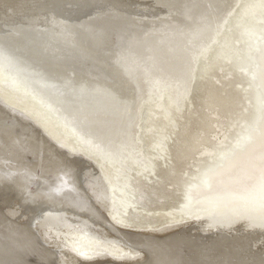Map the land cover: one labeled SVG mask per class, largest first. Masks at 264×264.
<instances>
[{"label": "bare ground", "instance_id": "1", "mask_svg": "<svg viewBox=\"0 0 264 264\" xmlns=\"http://www.w3.org/2000/svg\"><path fill=\"white\" fill-rule=\"evenodd\" d=\"M235 32L263 66L264 0H0V264H264V125L180 213L133 196L212 161Z\"/></svg>", "mask_w": 264, "mask_h": 264}, {"label": "rangeland", "instance_id": "2", "mask_svg": "<svg viewBox=\"0 0 264 264\" xmlns=\"http://www.w3.org/2000/svg\"><path fill=\"white\" fill-rule=\"evenodd\" d=\"M232 37L234 41V49L232 50L234 63H230L233 64V66L237 64L238 68L228 63L224 65L213 78L225 104L221 106L222 122L216 124V126L213 125L212 132L210 133V140L204 145H206L208 149H212L216 154H213L212 161L210 162V160L200 155V150H197L195 153L190 154L183 163L177 165V172L173 178L163 179L164 177L162 178L160 174H157V176L151 180V185H149L148 181H144L148 184L145 186H135L133 196L135 197L137 194L141 195L142 206L149 210V212L172 211L176 214L180 213L188 195L192 194L194 190L199 189L203 184L202 178L216 171L217 168L219 169L222 167L230 159V155L236 154L237 150L235 148L237 147L234 146L233 142L239 143L240 145H238L241 146L243 143L242 139L247 136L246 133L248 132L245 131L247 128L245 125L248 124H245L247 119L244 116V111L246 112L248 110L250 104H254L255 92L252 95L246 93L247 90L251 88V82H249L247 78L250 69L248 65H242L241 56H248L250 54L251 49L249 47L251 43H249L248 39L240 37L237 32H235ZM253 52V54H251V59L253 60L254 58L255 63L258 53L255 49ZM245 68L247 72L243 73L246 71ZM192 101L194 102L192 109L196 112L199 109V104H196V98L192 99ZM183 121L188 122L187 119ZM187 125L189 131L196 130L197 126L195 120H190ZM223 134H227L228 138L223 145L218 146V138L216 137H220ZM218 151L223 152V156L219 157L217 155ZM174 160L176 159L174 158ZM199 170H201V172ZM153 181H156L155 185L152 184ZM129 219L131 218L129 217L128 220ZM146 219L148 218L140 216L137 221L144 222Z\"/></svg>", "mask_w": 264, "mask_h": 264}, {"label": "water", "instance_id": "3", "mask_svg": "<svg viewBox=\"0 0 264 264\" xmlns=\"http://www.w3.org/2000/svg\"><path fill=\"white\" fill-rule=\"evenodd\" d=\"M256 32H257L256 30H253L251 37L254 36V34L257 36V33ZM263 36L264 35H262L261 37H263ZM253 45H255V42H254ZM259 49L260 48L255 49L256 52ZM250 51L251 52H250V54L248 56H244V58H242V60H241L242 65H244V66H247L248 65L249 69H252V70L256 69L258 66H261L260 71L264 70V65L263 66L260 65V64L257 65L256 63H254V58H253V60L251 59V54L254 53L253 52L254 51V48L251 47V50ZM256 62H257V60H256ZM228 63H230V62H228ZM258 63H260V62H258ZM246 72H247V69L243 73H246ZM195 86H197V84H195ZM195 86H193V88L190 87L189 96H188L190 99H193V97H194L195 90H196L195 89ZM258 87H260V85H258ZM262 90H263V88H262ZM259 95L260 96L258 97V99L256 98V100L255 99L253 100L256 103L255 104H250L248 110L246 112L244 111V116L247 119L246 122H245V124L246 123L248 124V125H245L247 127L245 129V131H247L248 133L250 131L256 130V128H258V131L257 132H259V129L262 130L263 125H264V112L263 113L260 112V111H262L264 109V98L262 97L263 95H261V94H259ZM258 102H261V103L259 104ZM248 133H246V135H248ZM243 147H245V146H243ZM240 148L241 149L239 150V152H243V153L246 152V148H244V149L242 147H240ZM230 156L233 157L234 155H230ZM92 166H93V164H92ZM93 167L97 171L96 167L95 166H93ZM36 264H38V263H36Z\"/></svg>", "mask_w": 264, "mask_h": 264}]
</instances>
